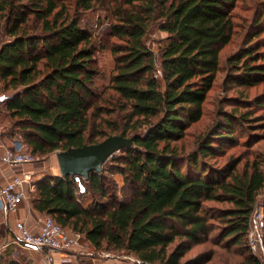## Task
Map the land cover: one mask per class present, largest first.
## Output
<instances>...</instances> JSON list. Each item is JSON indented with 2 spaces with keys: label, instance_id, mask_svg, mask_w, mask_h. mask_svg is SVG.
Here are the masks:
<instances>
[{
  "label": "trees",
  "instance_id": "trees-1",
  "mask_svg": "<svg viewBox=\"0 0 264 264\" xmlns=\"http://www.w3.org/2000/svg\"><path fill=\"white\" fill-rule=\"evenodd\" d=\"M57 1L0 0V42L3 34L11 37L0 44V96L14 91L4 103L12 128L38 156L113 135L133 141L83 179L85 206L76 200L71 177L49 176L35 184L31 209L95 249L124 252L142 264H205L212 254L184 257L208 242L240 250L242 264H259L246 231L264 192V161L240 165L228 157L214 166L207 159L223 157V147L237 142L235 131L251 130L264 113L253 114L264 108V96L239 97L238 108L219 111L189 152L173 144L203 116L220 52L231 41L237 0ZM96 8L109 21L101 38L81 25V11ZM155 27L164 33L157 57L146 43ZM263 33L264 7L246 45L227 58L224 85L264 81ZM99 50L114 62L102 91L94 60ZM116 113L119 120L112 118ZM114 174L128 197L119 198ZM104 179L114 191L106 190ZM222 204L228 206H216ZM261 206L264 211V198ZM19 255L7 246L0 264H30Z\"/></svg>",
  "mask_w": 264,
  "mask_h": 264
},
{
  "label": "rangeland",
  "instance_id": "rangeland-1",
  "mask_svg": "<svg viewBox=\"0 0 264 264\" xmlns=\"http://www.w3.org/2000/svg\"><path fill=\"white\" fill-rule=\"evenodd\" d=\"M62 0H58L57 2H61ZM68 3V0L64 1ZM262 0H237L236 4L232 10V21H233V31L231 41L228 45H226L220 52V66L219 70L216 72L215 80L211 90L207 93L206 99L203 103V116L195 124H192L187 128L183 138L177 143H173L174 145H178V148L182 145V148L185 152H189L193 148V143L196 138L203 134L206 130H208L213 122L219 116V111H228L232 108H238L237 100L240 98L247 97L248 100H253L254 98H262L264 96V81L254 87H243L236 84L224 85V78L226 75V71L228 69V65L226 63L227 58L238 51L240 48L244 47L247 42L249 27L252 21L257 16V12L264 7V4L261 3ZM105 12L101 9H93L90 11H81L80 19L81 25L86 27L92 34L97 38L103 35V32L107 26V19L105 17ZM109 22V21H108ZM164 33L159 31L157 27L154 28L153 32L149 34L146 39L147 45L154 49L155 56L158 54V43L160 39H162ZM264 36V33L261 35ZM11 37L6 34L2 35L1 42L10 40ZM101 38V37H100ZM94 60L96 62L95 66L101 76L102 79L96 82L98 90L102 91L104 88L108 86L109 78L112 73L114 62L113 57L110 52L105 50H99L94 54ZM20 89V88H19ZM17 89V90H19ZM0 92H1V83H0ZM14 91H8L7 93H12ZM240 97V98H239ZM264 112V108H257L253 110V114H260ZM121 117L120 114L116 113L112 118H116L119 120ZM0 130L5 133H14L15 131L11 126V117L8 112L5 110V107L0 110ZM257 123H252L251 130L246 131H235V136L237 138V142L235 145H227L223 147L224 156L218 157L217 160L213 158H208L210 164L214 166H220L225 163L228 157H232L234 159L240 160V165L251 162L254 158L259 157L264 161V129H261V123L264 124V113ZM21 134V133H20ZM260 138V139H259ZM55 153L53 152L47 156H38L33 155L39 159L37 164L41 166L46 165V169L49 171L51 168L53 172L56 171V158ZM43 163V164H42ZM38 167V166H37ZM50 172V171H49ZM113 178L117 182V186L119 187L118 196L119 198L128 197L129 193H127L128 189L123 186V179L119 174H114ZM104 184L106 186V190L110 193L114 191L112 188V184L109 182V179H104ZM120 188L123 189V195L120 191ZM125 194V195H124ZM36 191L31 192L29 195V199L26 201L27 203L24 205L26 208L29 206L31 209V201L36 197ZM264 198V192H261L257 197V206L262 209L261 201ZM83 199V198H82ZM84 200V199H83ZM218 207H226L228 205H216ZM28 208V207H27ZM264 212V211H263ZM0 216V220H1ZM14 226V224H13ZM262 248L264 250V230L262 231ZM8 231L4 230L0 226V235H1V243H4L9 239ZM247 241V239H246ZM1 245V244H0ZM83 247V248H82ZM81 248L74 249L70 254V262L68 264H83L84 261L79 259L82 256L79 254L82 253H91L92 257L95 258H112L117 259L126 264H140L136 262L137 260L129 255H125L124 252L114 251L110 249L101 248L95 249L90 246L87 242ZM13 248V246H12ZM240 250L234 248L233 246L229 249H223L217 246L211 245L209 242L204 245L195 247L191 250L186 256L184 260L193 258L197 255L201 254H212L211 259L205 264H242L243 257L239 254ZM20 257L18 258L20 261H29L30 264L33 263V260L30 259L25 254L20 253ZM18 255V254H17ZM23 255V256H22ZM252 255V254H251ZM25 256V257H24ZM256 256V255H255ZM257 257V258H256ZM255 259L259 261V264H264V251L262 255L256 256ZM27 258V259H26Z\"/></svg>",
  "mask_w": 264,
  "mask_h": 264
},
{
  "label": "built area",
  "instance_id": "built-area-1",
  "mask_svg": "<svg viewBox=\"0 0 264 264\" xmlns=\"http://www.w3.org/2000/svg\"><path fill=\"white\" fill-rule=\"evenodd\" d=\"M160 77V71L157 70ZM12 93L0 96V110L4 103L11 98ZM3 148L0 154V210L2 218L0 226L12 236L1 243L0 251L7 246H13V256L19 253L25 254L33 263L54 264L58 258L61 264H67L71 251L76 247L81 248V240L84 237L77 233L62 229L49 216L43 215L36 220L37 231H31L24 220L15 219L13 229L9 227V216L15 214L20 206L27 203L31 192L35 191V184L44 177H49L50 172L46 165L37 164L39 159L27 152L26 145L20 135L10 139V144L0 145ZM38 166V167H37ZM75 186V196L78 203L85 206L83 196L86 187L83 178L79 175L71 177ZM264 230V212L257 204L254 206L248 220L246 231L247 247L253 257L262 255V231ZM256 255V256H255ZM257 258V257H256ZM142 264L140 261H136Z\"/></svg>",
  "mask_w": 264,
  "mask_h": 264
},
{
  "label": "water",
  "instance_id": "water-1",
  "mask_svg": "<svg viewBox=\"0 0 264 264\" xmlns=\"http://www.w3.org/2000/svg\"><path fill=\"white\" fill-rule=\"evenodd\" d=\"M132 138L113 135L99 143L70 147L55 153L59 177L75 175L86 179L90 172H100L102 165L114 153L132 146Z\"/></svg>",
  "mask_w": 264,
  "mask_h": 264
},
{
  "label": "crops",
  "instance_id": "crops-1",
  "mask_svg": "<svg viewBox=\"0 0 264 264\" xmlns=\"http://www.w3.org/2000/svg\"><path fill=\"white\" fill-rule=\"evenodd\" d=\"M15 135H20L22 137V134H20V132L19 133L17 132L5 133L4 131L0 130V145L1 143H4L6 146H8L10 144V139H12V137ZM2 151H3V148L0 146V154L2 153ZM49 171H50V176H59L57 162H56V171L53 172L51 168L49 169ZM1 180H2V177L0 176V182ZM25 204L26 203H24V205ZM24 205L20 206V208L15 214H12L11 216H9L8 225L11 229H13V224H14L13 221L15 219L24 220L26 225L31 229V231H37L38 227L36 226L35 221L42 219L43 214L37 213L33 211L32 209H29V206H27L28 208L27 207L25 208ZM0 216H2L1 210H0ZM80 243L82 244L81 247L84 246L86 243L85 239L81 240ZM75 249H77V247ZM79 256H82L79 259V261L83 260L84 261L83 264H126L117 259H112V258H105V259L102 257L95 258V257H92L91 253H82V254H79ZM54 264H61L58 258L55 259Z\"/></svg>",
  "mask_w": 264,
  "mask_h": 264
}]
</instances>
